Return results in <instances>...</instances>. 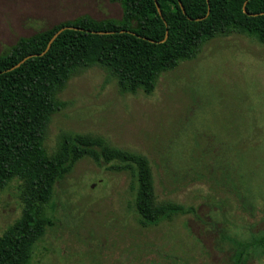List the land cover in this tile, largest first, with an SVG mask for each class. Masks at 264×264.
Masks as SVG:
<instances>
[{
    "label": "rangeland",
    "instance_id": "rangeland-1",
    "mask_svg": "<svg viewBox=\"0 0 264 264\" xmlns=\"http://www.w3.org/2000/svg\"><path fill=\"white\" fill-rule=\"evenodd\" d=\"M87 14L120 18L114 0H0V53L21 36ZM44 145L90 134L145 155L158 201L191 208L144 224L134 178L114 162L76 161L54 185L53 224L30 264H232L240 244L264 233V44L230 32L162 72L154 89L121 92L93 66L59 92ZM19 180L0 190V232L21 214ZM239 264H264L250 246Z\"/></svg>",
    "mask_w": 264,
    "mask_h": 264
},
{
    "label": "trees",
    "instance_id": "trees-1",
    "mask_svg": "<svg viewBox=\"0 0 264 264\" xmlns=\"http://www.w3.org/2000/svg\"><path fill=\"white\" fill-rule=\"evenodd\" d=\"M114 1L121 6L120 18L83 14L21 36L0 53V190L18 179L22 203L20 216L0 232V264H30L35 244L53 224L47 207L54 185L83 157L131 172L135 212L146 225L191 211L156 199L143 154L80 133L62 134L52 151L46 149L51 115L63 106L58 94L71 77L97 66L121 92L149 93L162 72L195 58L215 35L237 32L264 44V0ZM250 246L264 254V233L241 243L232 264H239Z\"/></svg>",
    "mask_w": 264,
    "mask_h": 264
},
{
    "label": "water",
    "instance_id": "water-1",
    "mask_svg": "<svg viewBox=\"0 0 264 264\" xmlns=\"http://www.w3.org/2000/svg\"><path fill=\"white\" fill-rule=\"evenodd\" d=\"M179 3H180V1H179ZM180 5H181V3H180ZM156 6L158 7L157 4H156ZM62 30H63V28L59 29V30L57 31V33H55V34L53 35V37L51 38L50 42L53 40L54 37L57 36L58 33H61L60 31H62ZM50 42H49V44L47 45V47H46V49H45L44 51H46V50L48 49V47H49V45H50ZM28 57H29V55H28ZM28 57H27V56L24 57L20 62H18V63L16 64V66H18L21 62H23V61H24L26 58H28ZM14 67H15V66H14Z\"/></svg>",
    "mask_w": 264,
    "mask_h": 264
}]
</instances>
